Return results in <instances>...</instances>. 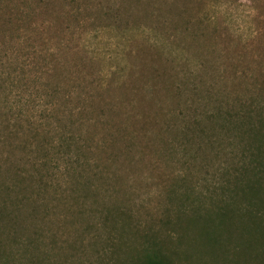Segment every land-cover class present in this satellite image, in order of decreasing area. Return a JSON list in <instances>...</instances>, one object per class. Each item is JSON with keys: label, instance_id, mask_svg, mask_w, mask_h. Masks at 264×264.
Masks as SVG:
<instances>
[{"label": "rangeland", "instance_id": "obj_1", "mask_svg": "<svg viewBox=\"0 0 264 264\" xmlns=\"http://www.w3.org/2000/svg\"><path fill=\"white\" fill-rule=\"evenodd\" d=\"M264 264V0H0V264Z\"/></svg>", "mask_w": 264, "mask_h": 264}, {"label": "trees", "instance_id": "obj_2", "mask_svg": "<svg viewBox=\"0 0 264 264\" xmlns=\"http://www.w3.org/2000/svg\"><path fill=\"white\" fill-rule=\"evenodd\" d=\"M144 264H166L161 258L149 256Z\"/></svg>", "mask_w": 264, "mask_h": 264}]
</instances>
